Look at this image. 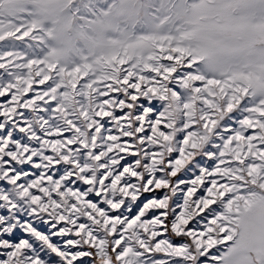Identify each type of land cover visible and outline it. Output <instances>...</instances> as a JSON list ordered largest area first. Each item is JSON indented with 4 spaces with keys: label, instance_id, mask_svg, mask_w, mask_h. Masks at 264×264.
<instances>
[{
    "label": "rangeland",
    "instance_id": "rangeland-1",
    "mask_svg": "<svg viewBox=\"0 0 264 264\" xmlns=\"http://www.w3.org/2000/svg\"><path fill=\"white\" fill-rule=\"evenodd\" d=\"M29 30L31 31L28 36L19 38L23 32ZM10 33L14 35H9ZM0 37H3L0 39V63L5 65L0 68V87L15 84L17 77H32L35 84V80L39 79L35 77L39 67H45L43 74H49L46 65H57L56 72L50 74L52 80L47 86H34L27 96L13 89V94H20L16 113L11 120L0 117V125H3L0 127V142L6 137H11L6 151L19 155L27 147L29 151L20 157L21 160L33 152L36 153L28 164L17 163L6 155L0 159V175L8 169H13L9 172V177L17 172L22 177L17 184L7 183L9 177L0 182V197H8L7 201L0 200V216L4 217L0 228L11 227L13 224L19 227L25 221L33 226L42 224L45 220L53 223L52 218L46 214L30 215L32 206L26 199L19 197L18 193L22 190L19 185L26 186L41 173L45 176L52 175L54 179L73 173L71 179L78 181L75 175L78 169L73 168L71 161H77L81 167L92 165V171L97 177L96 186H99V178L109 170L113 175L118 174L125 160L130 161L129 166L147 175L148 167H152L153 154L161 153L158 158L162 159L163 163L155 166L153 171L157 178L170 180L169 195L173 187L176 188V193L180 194L183 185L178 186L175 178L168 176L170 169L167 164L174 154H178L182 137L189 133L208 137L201 147L195 150L194 160L201 157L207 160L209 149L218 157L228 135L236 131L243 132L244 128L240 122L252 116L253 113L249 109L264 100V87L259 86L264 84V11L237 7L234 0H0ZM216 42L225 46L217 56L218 72L211 71L207 61L187 69L164 59L175 47L191 50ZM113 58L116 60L113 61ZM119 59H125L128 63L120 66ZM30 60L42 61L43 64L34 65L29 70L27 64ZM186 63L187 60L184 61V64ZM173 66L177 68L179 77L173 75L167 81L147 70L149 67H159L163 71L164 67ZM76 67L81 68L82 74L87 73L83 79L65 75ZM114 67L119 71H114ZM128 71L137 76H144L149 82L154 81L159 93L168 97L160 101L159 96L149 94L147 98L159 102L160 111L165 116L172 113L165 121L172 124V127L165 130L161 126V130L167 131L173 137L171 142L161 140L159 144H153L148 139L151 123L145 124V132L136 133V128L140 126L136 117L140 114L143 107L141 101L145 97L133 102L128 99V96L133 94V89H128L126 95L122 90L126 86L117 85L108 79L110 76L123 79ZM189 72L222 80L233 75H251L255 78L257 86L254 92L250 90L248 95L241 97L240 104L232 112H215L205 100H213L223 110L227 98L220 100L218 97L208 96L203 91L194 93L192 87L185 88L183 77ZM109 84L119 90L111 91ZM196 86H199V83L193 87ZM18 87L22 91L23 83ZM53 88L55 91H52ZM45 92H48V96H44ZM105 92L108 93L107 96L103 95ZM173 92H176L177 96H173ZM40 96H44V99H39ZM52 96L56 99L48 103ZM32 100H35V103L30 107L19 106ZM105 100L112 102L113 106L109 110L114 115L89 129L90 119L81 114L87 111L89 117L98 120L95 112L100 110ZM121 100L133 106L124 109L128 118L117 123L122 113L116 106ZM193 102L192 108H184L185 104ZM57 106L64 111H55ZM185 112L192 114L186 116ZM206 114L218 121L210 134L203 127L205 121L202 117ZM69 120L79 132L69 125ZM186 124L190 127L186 128ZM98 127L100 131L96 132ZM21 128L24 129L23 132L20 131ZM57 131L63 134L50 135ZM123 132L133 135L124 136ZM93 136L96 137L95 146ZM108 136H119L121 139L113 142L107 139ZM66 139L76 141L69 145L72 155L67 164L48 149V143ZM81 141L88 146L83 147ZM125 141L134 145L131 151L136 153L135 160L130 159L129 153L119 149L107 153L98 162L93 160L94 156L107 152V148L113 143L124 146ZM169 148L173 149V152H169ZM61 155H67V152H62ZM48 156L59 160L60 163H49L46 159ZM112 160L120 161V164H111ZM136 161L139 162L138 165ZM34 164H39L40 167H33ZM100 164H108V167L100 168ZM187 170L188 179L199 173L197 167ZM91 174L92 172L88 173ZM124 182L135 183L141 191L143 190V181L125 177ZM79 183L78 181L77 185H71L69 182L67 186L75 189ZM248 187L252 186L249 184ZM9 202L15 203L16 208L9 211ZM161 259L164 258L158 255H144L139 264H155ZM170 264L178 262L172 260Z\"/></svg>",
    "mask_w": 264,
    "mask_h": 264
},
{
    "label": "snow or ice",
    "instance_id": "snow-or-ice-1",
    "mask_svg": "<svg viewBox=\"0 0 264 264\" xmlns=\"http://www.w3.org/2000/svg\"><path fill=\"white\" fill-rule=\"evenodd\" d=\"M234 5L264 11V0H234ZM30 31L23 32L19 38L28 36ZM224 47L220 42L191 50L175 47L164 59L187 69L207 61L209 69L218 72L217 56ZM115 60L116 58H113V61ZM127 63L125 59L118 60L120 66ZM40 64L43 62L30 60L27 68L31 70L34 65ZM4 67L5 65L0 63V68ZM46 68L49 74H43L45 67H39L36 71L35 77L39 79L35 80V84L32 77H17L15 84L0 87V117L11 120L16 113V105L20 102V94L27 96L34 86L48 85L52 80L50 74L56 72L57 65L50 63ZM147 70L156 73L164 81L173 75L179 77L175 66L164 67L163 71L159 67H149ZM114 71L118 72L119 69L114 67ZM65 75L83 79L87 73L82 74L81 68L76 67ZM108 79L117 85L126 86L122 89L126 95L128 89H133V94L128 96L133 102L145 97L141 101L143 107L140 114L136 117L140 124L136 133L145 132V124L151 123L148 139L153 144H159L161 140L171 142L173 137L167 131L161 130V126L165 130L172 127V124L165 123L172 113L165 116L160 111L161 104L147 98L151 94L159 96L160 101L168 99L166 95L159 93L155 82H149L144 76H137L132 71H128L123 79H117L116 76H110ZM21 83L24 85L22 91L18 87ZM197 83L199 86L193 87ZM183 86L192 87L194 93L203 91L213 98H227L223 110L213 100H205V103L215 112L230 113L240 104L242 96L248 95L250 90L255 91L257 83L251 75H233L222 80L189 72L183 77ZM259 86L264 87V84ZM108 87L111 91L119 90L111 84ZM13 89L20 94H13ZM52 91H55V88ZM103 95L107 96L108 93ZM44 96H48V92H45ZM44 96L38 98L43 100ZM173 96H177V93L173 92ZM55 99L56 97L52 96L48 103ZM33 103L35 100L19 106L30 107ZM112 106L111 101L105 100L100 110L95 112L98 120L89 117L87 111L83 112L81 115L91 121L88 128L91 129L107 117L113 116V112L109 110ZM132 106L125 104L123 100L120 101L116 107L122 115H119L117 123L128 118L124 109H130ZM193 106L194 102L185 104L184 108ZM54 110L64 111L59 106ZM249 111L253 115L240 122L244 131L228 135L218 157L209 149L207 160L203 157L194 160L195 150L199 149L208 137L197 133L182 137L178 154H174L167 164L170 169L168 176L174 177L178 186L183 185L180 194H177L176 188L173 187L169 195L170 180L157 178L153 171L155 166L163 163V160L158 158L161 153L153 154L152 167H148L147 175L129 166L130 161L125 160L118 174L113 175L111 170L105 172L99 178V186H96L97 177L92 171V165L81 167L77 161H71L73 168L78 169L75 175L80 182L75 189L67 186L69 182L71 185L78 183L77 180L71 179L73 173L55 179L52 175L45 176L41 173L26 186L20 184L22 190L18 195L32 206L30 215L38 216L43 213L54 222L45 220L42 224L33 226L25 221L19 227L13 224L11 227L0 228V264H139L144 255H158L164 258L157 260L155 264H170L172 260L178 264H264V100ZM191 114L185 112L186 116ZM202 119L205 121L204 129L207 133H212L218 121L207 114ZM68 123L79 132L71 120ZM185 127L190 125L186 124ZM20 131L23 132L24 129L21 128ZM99 131L100 128H96V132ZM62 134L57 131L50 135ZM123 135L132 136L133 133L123 132ZM107 139L116 142L121 137L108 136ZM95 140L96 137L93 136V146ZM10 142V136L0 142V159L6 155L23 164L33 160L35 152L23 160L20 159L29 151L27 147L19 155L6 151ZM75 142L74 139H66L45 143H48L49 151L60 156L67 164L72 155L69 145ZM81 145L88 146L84 141H81ZM133 147L134 145L128 144L127 141L124 146L113 143L107 148V152L94 156L93 160L100 161L114 149L129 153L130 159L135 160L136 153L131 151ZM168 151L173 152V149L169 148ZM62 152H67V155H61ZM46 159L54 165L60 163L52 156ZM110 163L118 165L120 161L112 160ZM136 163L139 164L138 161ZM33 167L39 168L40 165L34 164ZM99 167L107 168L108 164H100ZM192 167H197L199 173L188 179L187 169ZM10 171L13 169H8L0 175V182L9 177ZM89 172L92 174L88 175ZM125 177L143 181V190L141 191L135 183H125ZM21 179V174L17 172L8 178L7 183L17 184ZM249 184L251 188L248 187ZM0 200L7 201V195L0 197ZM9 203V211L16 208L15 203ZM3 223L4 217L0 216V225Z\"/></svg>",
    "mask_w": 264,
    "mask_h": 264
}]
</instances>
